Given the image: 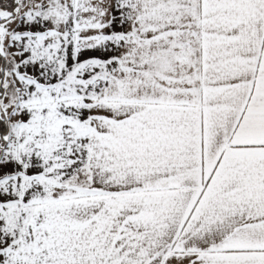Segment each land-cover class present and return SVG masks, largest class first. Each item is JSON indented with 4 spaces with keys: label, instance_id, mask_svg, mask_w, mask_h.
Listing matches in <instances>:
<instances>
[{
    "label": "snow or ice",
    "instance_id": "obj_1",
    "mask_svg": "<svg viewBox=\"0 0 264 264\" xmlns=\"http://www.w3.org/2000/svg\"><path fill=\"white\" fill-rule=\"evenodd\" d=\"M0 264H264V0H0Z\"/></svg>",
    "mask_w": 264,
    "mask_h": 264
}]
</instances>
